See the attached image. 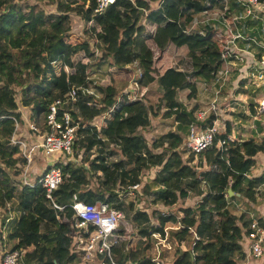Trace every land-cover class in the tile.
Wrapping results in <instances>:
<instances>
[{"label":"trees","instance_id":"trees-1","mask_svg":"<svg viewBox=\"0 0 264 264\" xmlns=\"http://www.w3.org/2000/svg\"><path fill=\"white\" fill-rule=\"evenodd\" d=\"M227 1L234 4V0H116L94 15L97 0H0V218L18 213L3 250L19 249L24 264L85 262V252L71 236L75 211L70 206L54 207L41 184L22 182L27 160L17 156L19 147L12 142L16 120L21 119L17 99L21 92L22 103L32 106L41 122L45 123L50 105L58 99L61 110L79 121L75 153L83 163H56L64 174L56 201L65 204L78 193L86 202L103 201L122 211L125 222L116 231L118 242L112 248L116 261L154 264L153 234L164 233L168 224L179 221L196 234L171 231L177 251L168 264H240L246 258L242 239L253 217L249 209L239 214L236 203L264 199V175H251L256 157L264 153V124L253 119L257 137L229 140L220 147L218 140L231 133L228 123L215 144L197 158L187 154L184 142L198 108L187 109L178 99V92L186 89L188 99H195L197 79L210 81L225 65L217 30L210 25L191 29L190 24L199 11ZM53 4L56 9L51 11ZM73 15L93 20L89 37H96L95 46L90 40L69 36L76 27ZM150 39L162 53L159 58ZM182 46L188 47L183 70L171 65ZM96 48L101 54H96ZM84 55L91 58L90 64L84 63ZM105 65L111 67L107 84L89 78L91 67L98 69L96 73ZM137 72L142 88L157 81L160 111L167 118L177 116L182 121L180 130L148 140L154 105L143 98L133 100L114 85L116 76L124 81ZM89 88L101 96L89 94ZM74 89L77 96L72 95ZM256 105L252 104L253 115ZM112 106L110 117L98 129L92 122ZM215 117L212 114L204 126ZM153 167L157 174L151 183L139 191L129 190ZM143 201L152 209H141ZM126 223L135 228L130 238L125 237ZM0 234L1 242L6 234L2 227ZM184 240L190 249L181 248Z\"/></svg>","mask_w":264,"mask_h":264},{"label":"built area","instance_id":"built-area-1","mask_svg":"<svg viewBox=\"0 0 264 264\" xmlns=\"http://www.w3.org/2000/svg\"><path fill=\"white\" fill-rule=\"evenodd\" d=\"M115 2L116 0H97L94 15L103 13ZM231 4L233 3L227 1L224 6L214 5L203 9L194 15L190 24L191 29L210 25L220 35L219 48L225 65L213 73L214 76L210 81L205 80L204 82L216 94L220 93V87L226 86L230 81L234 69L239 70V73L236 74L239 76V80H249L250 83H255L258 87L264 85V2L262 0H234L238 14L232 13ZM83 20L88 26L92 27L93 20ZM77 30L78 28L75 27L73 31ZM84 40H90V42L94 40L96 43L94 35ZM95 50L96 54L101 52L99 48ZM83 60L84 63H91L89 56L84 55ZM90 69L88 70L89 78L95 80L93 75L98 69H94L93 72ZM108 71L104 74V78L100 80V83L107 84L106 75ZM140 75V72L135 73L129 89L124 90L133 100L144 98V90L136 81ZM76 94L77 92L74 89L72 95L77 96ZM18 104V109L23 107L31 113L29 121L31 131L43 138L39 144L27 142L25 138L17 135L19 121L16 120V130L12 136V142L19 147L17 155H21L27 160L22 173V182L31 186L36 183L41 184L46 189V197L53 202L54 207L63 210L66 206H70L75 211L77 220L70 221L72 226L71 236L74 243L79 244L85 252V262L82 264H121L114 259L112 248L118 242L116 231L120 228L122 222H125V214L122 211L107 202H86L80 199L78 193H74L69 202L59 204L56 201L55 192L63 183L64 174L62 168L56 164L47 167L35 183L30 180L29 171L36 150L40 151L41 149L47 156L63 152L68 156V161L83 163L81 157L76 156L75 153V145L80 138L79 121L74 119L71 112L61 110L62 100L58 99L50 105L45 119V128H43L37 122V115L34 114L32 106L24 105L22 101ZM113 109L112 106L109 111L103 114L102 123L104 119L110 117L109 112ZM212 114L216 116L215 119L204 126ZM195 115L196 122L190 125L184 146L188 149V155L195 154L197 157L215 144L216 136L224 133L223 129L226 131V126L221 125L217 100L202 108L200 107ZM254 117L264 121V95L257 100ZM229 140H232L230 136L220 138L217 145L223 147ZM153 174L152 177L155 178L156 173ZM144 177H142L140 183L130 186L129 190H141L146 183ZM140 206L143 210H150L144 201L140 203ZM156 207L158 208L157 205ZM130 228L134 230L132 232L128 231ZM180 229H183V231L191 230L195 233L193 227L187 226L184 221H179L177 224H168L164 228V233L153 234L151 254L154 264H168L170 262L168 260L177 251L175 241L171 238V231ZM126 231L125 237L128 238L130 234L135 232V228L131 223H126ZM3 238L2 241L5 240L6 234ZM242 242L248 244V255L250 254L256 258L264 255V223L257 217H253L243 235ZM2 254H4L2 264H24L19 249H6Z\"/></svg>","mask_w":264,"mask_h":264},{"label":"crops","instance_id":"crops-1","mask_svg":"<svg viewBox=\"0 0 264 264\" xmlns=\"http://www.w3.org/2000/svg\"><path fill=\"white\" fill-rule=\"evenodd\" d=\"M73 32H75V31H72V33ZM181 49H182V53L183 54H181V56L173 55L172 58H174V59H172V64H173V67H176L178 69L183 70L185 68L184 65H183V60L187 56L188 47L187 46H182V47L179 48L178 51H176V53L180 52ZM171 50L172 49H170L169 52H171ZM166 55H169V54H166ZM158 64L160 65V62H158ZM132 67L133 66H131V68ZM108 68L111 70V67L108 66ZM234 71H235V69H234ZM233 75H235V73H233ZM129 76L132 77V78L129 80L128 87L125 90L129 89L131 80L134 78L133 74H130ZM106 78H107V80L109 79L108 74L106 75ZM117 79H118V77H117ZM106 82L108 83V81H106ZM223 87L224 86L220 87V93L219 94H216L214 90H210L209 93L206 94V97L208 99H210V100H208V102L209 101L212 102L214 100H217L220 116L223 113L222 115L227 117L226 119H230L231 124L229 122H226L227 123L226 130L228 129V123L231 125V133H230L229 136L232 138V140H247L250 137H257L259 135L258 128L254 124L253 119H255V117H253L254 115H253V112L251 111V108L253 107L252 104L254 102H257V100L262 95H264V85H262L261 87H258L255 83H250L249 80H239V76H236V77H232L231 80L226 85V87L228 88V92H227V96H225V97H222V94L224 92V91H222ZM149 88L150 87L142 88L144 90V95H143L144 98H143V100H145V102H146V97L145 96L148 93ZM246 88H249V90H247ZM244 90H246V92H241V91H244ZM250 90L252 91V95H251V100L248 101L247 100V97H248L247 93ZM182 91L183 90H180L178 92V99L180 101H182L187 106V109L191 110L193 108V106H191V104H189V103H186L181 98V94H182L181 92ZM87 92L89 94H94L97 98H99L101 96V94L99 92H97L96 90H94L92 88H89L87 90ZM198 93H200L199 92V87H198ZM198 93L196 95V98L195 99H191V101H199L201 99L200 96L198 95ZM255 94L257 95V97H254ZM258 96H260V97H258ZM223 105L225 106V108L222 107ZM194 106H197V105H194ZM197 108L199 109L200 107L197 106ZM164 109H167V108H164ZM19 111L21 112V119L19 120V129L17 130V135L22 136L23 138H25L27 140V142H29L31 144H39V143H41L43 138L41 136H39L37 133H34L33 131H31V129H30L29 121H30V118H31V113H29V111L26 108H23V107L19 108ZM235 115L237 117H235ZM103 116L104 115L102 114V115L96 117L94 119V121L92 122V124L97 126L98 129H101L104 126L103 123H105V119H104L103 123L101 121ZM151 116H152L151 117V119H152L155 116V113L151 114ZM224 116H222V117H224ZM245 118L248 121L250 119V122H249L248 125H246L247 127H244V131L241 133V128L243 126L238 125V122L239 121H241V122L245 121ZM36 120L43 128H45V123L41 122V119H38V117H37ZM151 122H152V120H151ZM261 122L264 124L263 120H261ZM153 129H154V126L152 124V130L151 131H153ZM176 130L177 131L180 130L179 129V124L177 125ZM167 132H164L162 134H165ZM146 133H149V132H146ZM162 134H160V135H162ZM261 134L263 135L264 131ZM156 138H154V139H156ZM64 155H65V157L68 158V156H66V154H64ZM17 156H21V155H17ZM62 158H63V156L61 155V153H58V154H55V155H51V156H47L41 151V149H40V151L36 150V155L34 157V161L36 163L33 161L34 165H31L32 167H30V171H29L31 182L35 183L38 180L39 176L45 171V169L47 167H49L52 164H56L57 162L61 161L60 159H62ZM256 158H257L256 164L251 170L252 177L253 176H261V175L264 174L263 173L264 172V153H260ZM154 170H155V173L157 174V168H155V167H153L152 169H150L147 172L151 173V176H152V174L154 173ZM145 173H144V175H145ZM144 175H143V177H144ZM21 177H22V175H21ZM152 178L154 179V177H152ZM241 201L244 202L243 200H241ZM245 201L249 202L248 200H245ZM250 205L252 206V208H249V211L251 212V216L252 217H258V218L260 217L263 220V223H264V199L260 198V199H258V201L255 204L254 203H250ZM157 206L160 207L159 204H157ZM245 206L246 205L238 207V205L236 203V211L239 214H241L244 211H247V208H245ZM17 214H18L17 212L13 211L12 213H10V215L8 217H5L3 220H1V218H0V227H2L3 224H5V226H6V238H5L4 241L0 242V245L8 244L9 236L7 237V229L10 227L11 222H13V220L15 219ZM3 230H4V228H3ZM4 232H5V230H4ZM243 245H244V248H245L247 256H246L245 259L240 260V262H242L240 264H264V255L261 256V257H258V258L253 257L250 254L248 255V253H249V249L247 247L248 244L247 243L245 244L243 242ZM182 246H184V247H182ZM181 248L183 250H186V249H190L191 247L184 240L182 242V244H181ZM2 251H4V250L1 249L0 250V254L2 253Z\"/></svg>","mask_w":264,"mask_h":264},{"label":"rangeland","instance_id":"rangeland-1","mask_svg":"<svg viewBox=\"0 0 264 264\" xmlns=\"http://www.w3.org/2000/svg\"><path fill=\"white\" fill-rule=\"evenodd\" d=\"M154 6H157V3H155L154 4ZM236 4H231V6H230V8H231V11H232V13L233 14H238L237 13V10H236ZM49 9H51V11H54L55 9H56V6L53 4L52 6H50L49 7ZM73 16H75L76 18H74L73 20H74V25L76 26V28H78V30L77 31H75V32H73V33H71V34H69L70 36H77L78 37V39L80 40V41H84V39L86 38V37H89L90 35L89 34H91L92 33V31H91V26H88L87 25V23L83 20V18H81V17H78V16H76V15H73ZM72 23H73V21H72ZM93 29V28H92ZM148 43L151 45V47L154 49V52H156L155 53V57L157 56L158 58H159V56H161V51L158 49V47L156 46V44H155V42L153 41V40H148ZM91 44L92 45H94L95 44V41L94 40H91ZM94 50V49H93ZM100 52V51H99ZM99 54H101V52L99 53ZM181 54H183L182 53V49L180 50V52H178V53H174L173 55H176V56H181ZM84 58V57H83ZM82 58V59H83ZM158 58H157V60H158ZM171 59H174V58H171ZM157 65L158 66H160L158 63H157ZM171 65H173L172 64V62H171ZM239 68V67H238ZM94 69H96L95 67H92L91 69H90V71H92L93 72V70ZM109 68H108V65H105V66H103L102 68H101V71L100 72H96V73H94V79H96V80H102L103 78H104V74L107 72V70H108ZM233 73H235V75H232L231 76V78L232 77H236L237 75V73H239V70L237 69V70H235ZM129 78H127L126 80H124V81H122L121 79H120V77H118V79L115 77V79H114V85L117 87V89H118V92H121V91H123V90H125L127 87H128V83H129ZM231 80V79H230ZM197 82H198V87H199V92L200 93H198V95L200 96V100L199 101H191V100H189L188 99V94L190 93V91L189 90H183L181 93V98H182V100H184L186 103H189V104H191V106H193V107H195L194 105H197L198 107H204V106H206L209 102H208V100H210V99H208L207 97H206V94H208L209 93V91H210V88L209 87H207L205 84H204V82H205V79H203V78H198L197 79ZM228 84V83H227ZM226 84V85H227ZM245 85V84H244ZM247 85V84H246ZM249 85V84H248ZM150 88H149V91H148V93L146 94V102H148L149 104H152V105H154V107H155V110H156V113H155V116L152 118V124H153V126H154V129H153V131H149V133H146V136H147V138H148V140L149 141H152L154 138H156V137H158L160 134H162V133H164V132H167V131H170V130H176V127H177V125L180 123V122H182L177 116H174V117H171V118H166V117H164L163 116V112L162 111H160V107L158 106V102H159V99H160V97H161V94H160V91H159V89H158V84H157V82H155V83H152L150 86H149ZM247 90H249V88H246ZM222 91H224L223 92V94H222V97H225V96H227V92H228V88L226 87V86H224L223 88H222ZM202 92V93H201ZM241 92H246V90H244V91H241ZM248 97H247V100L248 101H250L251 100V95H252V91L250 90L248 93ZM148 95V96H147ZM204 95V96H203ZM254 97H257V95L255 94L254 95ZM258 97H260V96H258ZM17 99H18V103H20V101H21V99H22V93L21 92H18L17 93ZM208 102V103H207ZM223 108H225V106L223 105L222 106ZM223 114V113H222ZM221 114V116H219V118H220V121H221V125H225L226 127H227V123L226 122H229L230 124H231V121H230V119H226L227 117H225L224 115H222ZM235 114V113H234ZM222 116H224V117H222ZM235 117H237L236 115H235ZM250 117V116H249ZM229 118V117H228ZM249 122H250V119H249V121L245 118V121H243V122H241V121H239L238 122V125H240V126H243L242 128H241V133L244 131V127H247L246 125H248L249 124ZM175 127V128H174ZM224 130V132H225V129H223ZM255 132V131H254ZM61 153V155L63 156V158L62 159H60L61 161H63L64 163H66V162H68V158L67 157H65V155H64V153L63 152H60ZM198 158V157H197ZM58 159V158H57ZM35 162V161H34ZM36 163V162H35ZM32 165H34V163L32 164ZM32 167V166H31ZM156 168V167H155ZM154 172H155V170H154ZM154 174H152V176H153ZM145 177V181L144 182H146V183H151L152 182V176H151V173H148V172H146L145 173V175H144ZM130 200V199H129ZM244 202H242L241 200L239 201V202H237V205H238V207H240V206H244V205H246L245 206V208H247V209H249V208H252V206L250 205V203L249 202H247V201H245V200H243ZM247 202V203H246ZM149 209L151 210L152 209V207H149ZM0 217H1V210H0ZM2 228H4V230H5V233H6V226H5V224H3L2 225ZM11 228H12V226L10 225V227L7 229V235H9V232L11 231ZM134 229H132V228H130L128 231H130V232H132ZM130 236H131V234H130ZM0 238H1V234H0ZM128 238H130V237H128ZM6 248H10V246L9 245H7L6 246ZM1 249H3V244L2 245H0V250ZM3 252V251H2ZM3 255L4 254H0V264H2V259H3ZM175 255V254H174ZM174 256H171V258L168 260V261H171L172 260V258H173ZM240 263H242V262H240Z\"/></svg>","mask_w":264,"mask_h":264},{"label":"water","instance_id":"water-1","mask_svg":"<svg viewBox=\"0 0 264 264\" xmlns=\"http://www.w3.org/2000/svg\"><path fill=\"white\" fill-rule=\"evenodd\" d=\"M229 193H230L231 195L234 194V192H233V190H232L231 188L229 189Z\"/></svg>","mask_w":264,"mask_h":264}]
</instances>
